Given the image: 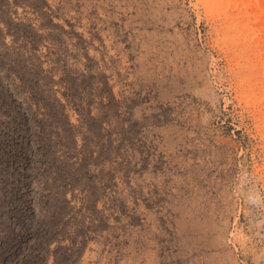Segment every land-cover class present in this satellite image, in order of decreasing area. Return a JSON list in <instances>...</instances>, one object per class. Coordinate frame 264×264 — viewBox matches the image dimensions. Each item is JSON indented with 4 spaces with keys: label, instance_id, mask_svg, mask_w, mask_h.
<instances>
[{
    "label": "rangeland",
    "instance_id": "rangeland-1",
    "mask_svg": "<svg viewBox=\"0 0 264 264\" xmlns=\"http://www.w3.org/2000/svg\"><path fill=\"white\" fill-rule=\"evenodd\" d=\"M234 2L0 0V264H264V32Z\"/></svg>",
    "mask_w": 264,
    "mask_h": 264
},
{
    "label": "bare ground",
    "instance_id": "bare-ground-1",
    "mask_svg": "<svg viewBox=\"0 0 264 264\" xmlns=\"http://www.w3.org/2000/svg\"><path fill=\"white\" fill-rule=\"evenodd\" d=\"M234 6L239 8L242 7V12L248 17L251 14L254 15L256 21L260 22L261 28L264 32V0H236ZM246 26H240V29Z\"/></svg>",
    "mask_w": 264,
    "mask_h": 264
}]
</instances>
